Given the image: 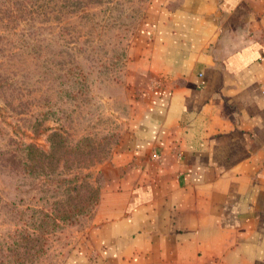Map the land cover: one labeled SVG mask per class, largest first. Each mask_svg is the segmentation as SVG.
I'll return each instance as SVG.
<instances>
[{
	"label": "crops",
	"instance_id": "obj_1",
	"mask_svg": "<svg viewBox=\"0 0 264 264\" xmlns=\"http://www.w3.org/2000/svg\"><path fill=\"white\" fill-rule=\"evenodd\" d=\"M130 121L57 264H264V0H159Z\"/></svg>",
	"mask_w": 264,
	"mask_h": 264
},
{
	"label": "rangeland",
	"instance_id": "obj_2",
	"mask_svg": "<svg viewBox=\"0 0 264 264\" xmlns=\"http://www.w3.org/2000/svg\"><path fill=\"white\" fill-rule=\"evenodd\" d=\"M158 1L0 0V241L31 209L65 200L55 178L89 171L86 181L101 186L99 167L129 126L130 47ZM52 130L69 146L86 141L68 157L73 164L57 157L55 176L32 180L21 144L46 150ZM88 217L47 233L35 264H57Z\"/></svg>",
	"mask_w": 264,
	"mask_h": 264
},
{
	"label": "trees",
	"instance_id": "obj_3",
	"mask_svg": "<svg viewBox=\"0 0 264 264\" xmlns=\"http://www.w3.org/2000/svg\"><path fill=\"white\" fill-rule=\"evenodd\" d=\"M46 138V150L39 149L33 143L21 144L26 159L22 164L23 171L32 180L40 176H55L51 165L57 157L73 164L68 157L79 150V142L86 141V138H80L74 146H69L63 134L56 130L48 132ZM68 174V178H55V181L66 184L62 192L65 193L64 201L53 199L46 208L31 209L19 225L6 233L4 240L0 241V247L4 248V252L0 251V264H35L45 251L47 233L60 224L73 225L80 217L90 215L99 196L98 187L86 181L90 178V172L68 171Z\"/></svg>",
	"mask_w": 264,
	"mask_h": 264
}]
</instances>
